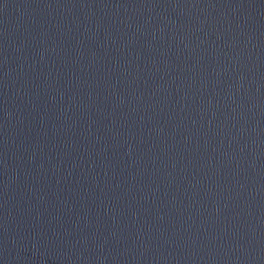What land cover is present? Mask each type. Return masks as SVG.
Returning a JSON list of instances; mask_svg holds the SVG:
<instances>
[{
  "label": "water",
  "instance_id": "water-1",
  "mask_svg": "<svg viewBox=\"0 0 264 264\" xmlns=\"http://www.w3.org/2000/svg\"><path fill=\"white\" fill-rule=\"evenodd\" d=\"M0 264H264V0H0Z\"/></svg>",
  "mask_w": 264,
  "mask_h": 264
}]
</instances>
